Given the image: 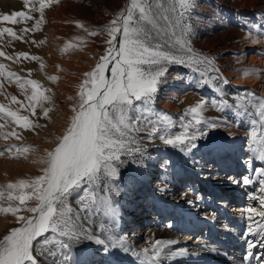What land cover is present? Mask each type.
Returning <instances> with one entry per match:
<instances>
[{
    "label": "snow or ice",
    "instance_id": "6c2138e0",
    "mask_svg": "<svg viewBox=\"0 0 264 264\" xmlns=\"http://www.w3.org/2000/svg\"><path fill=\"white\" fill-rule=\"evenodd\" d=\"M54 2L58 0H23L25 8L28 9L27 13L13 11L11 14L0 16V21L18 24L21 21L32 20L33 17L29 13L39 12L41 18L36 20L32 29L39 30L43 23L44 9ZM194 6L195 0H128L127 5L104 26L102 31L108 37L104 41L107 47L95 67L84 73L85 79L78 85V99L71 108L72 115L68 118L64 134L56 138L58 143L54 149L46 151L45 158L39 161L46 164L41 169L42 175L0 186V198H5L6 193L8 201L18 200L20 206H25V210L32 213L31 216L17 215L20 211L19 206H0V212H11L19 224L0 239V264H47L48 258L56 255L49 245L69 249L70 243L45 235L46 233L67 237L70 241L83 232V227L79 223L81 220L90 219L94 213L103 212L106 215L112 213V204L107 193L114 188L111 181L117 175V165L123 163L122 156H132L142 151L140 140L134 133L145 132L147 139L158 137L165 145L179 147L182 151L195 149L197 147L195 141L207 135L203 129L189 135L188 124L182 125L184 132L170 134L169 129L174 126L172 118L166 114L153 112L150 108L154 94L165 82L169 64L187 62L200 77H204L207 71L212 70L213 61L207 57L201 58V54L195 53L186 39L190 31L186 18H190ZM77 26L83 27L79 22ZM21 31L27 32L29 29ZM89 32L90 35H97L95 29ZM5 34L14 39L21 38L10 27L0 28V39ZM39 43L42 44L44 41ZM174 48L183 50L187 55V61L178 57L173 51ZM4 55L5 53L0 51V56ZM18 55L28 58L27 53ZM110 65L109 78L105 76V71ZM201 66H204V70H201ZM3 67L4 65L0 64V69ZM49 79L55 82L57 77ZM25 83L32 86L31 96L27 99L34 102L27 107L35 115V106L39 105L47 116L49 109L43 107V102L48 101L49 97L45 96L43 91L50 89L41 91V86L31 79ZM223 83L227 84L228 81L224 80ZM20 87L23 88L24 85L21 84ZM246 95L254 96L251 91ZM11 99L13 102L16 101L15 96ZM243 99L244 97H240L235 103L238 112L242 108L246 111ZM224 103L227 104V100ZM249 103L253 101L250 100ZM255 106L261 123L264 124V98L256 101ZM21 107L25 105L21 104ZM204 107L205 102L200 101L186 109V113L197 117L195 123L205 124L207 129L218 127L215 121L205 122L199 118ZM0 113L10 117L22 129L39 127L33 124L28 116L7 111L4 105H0ZM146 114L153 115L155 119L148 118ZM11 135H16L15 130ZM250 139L257 145L253 151L258 152V158L264 160V136L258 138L253 128ZM11 147L16 149L18 155H23L30 146ZM0 155H3L2 151ZM255 171L264 172V168ZM243 182L248 184L250 178L244 177ZM260 183L262 195L250 197L253 200L259 199L260 209L249 207L245 210L248 219L253 220L256 225L255 228L252 224L248 225V234L257 232L264 235V180ZM74 193L78 197L76 201L78 212L70 206V197ZM31 199H35L37 203L34 207H27L26 201ZM79 213L84 215L81 216ZM255 216L260 217L259 221L254 220ZM96 243L104 244V241L97 239ZM160 244L161 241L157 240L151 246L153 255L150 257L146 255L148 249H144L145 258L154 262L160 257L162 254ZM248 244L249 247L253 246L251 241ZM112 247L117 248L119 245L113 244ZM104 251L108 252L109 248L105 247Z\"/></svg>",
    "mask_w": 264,
    "mask_h": 264
},
{
    "label": "bare ground",
    "instance_id": "6f19581e",
    "mask_svg": "<svg viewBox=\"0 0 264 264\" xmlns=\"http://www.w3.org/2000/svg\"><path fill=\"white\" fill-rule=\"evenodd\" d=\"M8 1L0 0V6L4 9L12 6L15 10L18 8V1L10 0L9 4ZM237 3L239 2L237 1ZM237 3L236 5H238ZM243 3L241 4L243 5ZM49 6L44 9L43 23L39 30H34V35H31L33 41H30L29 46L25 45L33 50L34 57L39 58L34 60L33 64L34 81L43 84L44 89H50V91H46L47 95L45 94L47 97L50 96L49 100L43 104V107L48 108L49 111L45 116L41 107H35L38 109L39 115L45 119L43 121H46V123L44 122L46 127L42 125L37 129L33 128L34 131L31 129L32 133L29 136L33 135L34 138H37V140L33 139L34 154L30 161L26 159V165L22 168L21 173L16 175L17 178H20L21 174L31 178L33 174L34 177L42 175L41 169L46 164H41L39 161L45 158L46 151L54 149L58 143L56 138L64 134L68 118L72 115L71 108L77 101L78 85L85 79L84 73L90 72L95 65L94 58L92 60L91 57L97 48L94 45L84 44L85 40L83 43V33L78 30L79 27L75 24V21L81 20L76 16L75 8L71 7V4L61 2L55 5L54 13ZM0 10H2L1 7ZM34 18L35 21L40 19V13L35 12ZM27 28H30L29 25ZM40 41H44V43L41 44ZM245 44L242 47L244 53L252 51L253 54L255 53L254 56L247 59L249 60L247 69L253 73L251 74L252 79L250 78L249 82L241 83V81H230L229 74L223 78V81H228L227 84H224V91L233 93L238 99V95L242 91H251L255 97L264 94V59L261 57H264V53L260 49L261 45L259 47ZM242 50L240 49V51ZM110 68L111 65L105 71V76L109 78L111 76ZM7 69L3 67L0 70L6 74ZM50 77H57V79L53 82L49 79ZM69 97L73 99L70 100ZM181 98H183L184 104L190 99L186 94ZM244 103H246L245 108L254 114L257 109L255 102L244 101ZM170 106V103L164 104L165 108H170ZM247 140L248 137L246 138L245 135L231 140L215 139L211 148L200 153L198 161L201 162V165L199 168H194V171L181 167H178L176 171L172 170V167L170 166V168L163 158H158L156 166H150L153 168L151 178L139 183L144 186L143 189L133 193L131 205L124 207L125 212L129 208L132 209L127 211L131 216L128 217V221L126 215L122 213L121 207L118 206H112L113 212L110 214L94 213L90 219L81 220L93 236L90 242L95 243L97 253L89 251L87 259L83 260L80 257L76 260L77 263L120 264L118 259H115L118 257L120 260H126V264H264V243H262L264 235L257 232L248 234V225L252 224L253 228L256 225L253 220L248 219V213L245 211L249 207L260 209L259 199L253 200L250 197L262 195L260 182L264 178V172H257L255 169H261L264 165L262 167V162L255 151L241 145ZM6 158L8 157L6 156ZM8 163V160L2 162L3 165ZM2 164L0 165V177L4 171V175L6 172L10 174L11 171L9 172L7 167L13 166L4 167ZM16 170L19 169L16 168ZM244 177L250 178L248 184H244ZM139 178L142 179V175L136 180ZM77 198L75 193L70 197V206L78 212ZM32 202L34 204L27 205V207H34L37 203L35 199ZM205 211L209 212L205 213ZM232 211H235V214H231ZM19 212L17 215H32L25 208ZM79 214L84 215L83 213ZM11 216V221L3 217L0 219V239L9 234L13 227L19 226L16 216L13 214ZM136 218L143 222L137 228L133 226ZM259 219V216L254 217L255 221H259ZM207 222H209L208 227L202 234L200 229ZM235 224L238 226L234 230ZM230 231H233L231 236L229 235ZM183 232L186 233L183 234ZM154 233L159 235L156 240L152 239ZM45 235H51L55 239L61 240L55 233H46ZM225 236L231 237V239L225 238V241L229 243L224 242V247L215 245L213 247V242L216 243L217 240L218 244L220 237ZM97 239L104 241V244L96 243ZM157 240L161 241L159 247L162 254L153 262L145 258L144 249H148L146 254L148 257L152 256L151 246ZM249 241H251L252 247H249ZM113 244L119 245V247L113 248ZM48 247L53 248L56 255L49 257L47 264H53V261L55 264H76L71 260L73 257L69 249H59L55 245ZM105 247L109 248L108 252L104 251ZM65 253H67V259H65Z\"/></svg>",
    "mask_w": 264,
    "mask_h": 264
},
{
    "label": "rangeland",
    "instance_id": "374dc122",
    "mask_svg": "<svg viewBox=\"0 0 264 264\" xmlns=\"http://www.w3.org/2000/svg\"><path fill=\"white\" fill-rule=\"evenodd\" d=\"M9 1L8 4L10 3ZM13 1H18V8L15 10V8L13 9L12 6L6 8V10L0 6L2 9L0 11H3L0 12V16L11 14L13 11L28 12V9L22 5L24 4L23 0L22 2L21 0ZM232 1L233 0H195V6L190 14V18H186L187 24L190 25V31L186 39L189 45L194 49L195 53L201 54V58L207 57L213 61L212 70L207 71L204 77H200L199 73L194 72L192 67H190L187 62L184 64H169L167 66L168 72L166 73L165 82L159 86L158 91L154 94L153 100L150 104V108L153 112L166 114L172 118L174 126L169 129L170 134H179L184 132L185 129L182 125L188 124L190 125L187 129L189 135L196 133L200 129L206 131L207 135L200 137L195 141L197 144L195 149L191 151H182L179 147L173 148L170 145H165L159 140L158 137H154L151 140L147 139V133L145 132L134 133L137 139L140 140V147L142 151L140 153H134L132 156L125 155L121 157L123 163L117 165V175L115 179L111 181L114 188L112 191L107 193V197L111 201L112 206L121 207V211L126 215L127 221L128 217L130 216L129 212L127 211L132 209L129 208L125 212L124 207L131 205L130 201L132 200V197H134L133 193L141 190V188L144 187L140 184L149 177L151 178V172L153 168L150 166H156L158 158H163L168 166L172 167H170L172 170L176 171L178 167H181L182 169H193L194 171V168H199L201 165V162L198 161L200 153H202L203 150H207V148H211L213 146L212 144L215 142V139L231 140L245 135L246 138L248 137V140L246 143L244 142L241 145H244L245 148L253 150V148L257 147L256 144L250 142V133L253 131V128H255L258 138L264 136V124L261 123V118L257 109L255 110L254 114L249 112L247 109L245 111L244 108L240 109L238 112L235 108V103L238 100V97L233 95V93H229L227 91L225 92L223 89V78H225V75L229 74L228 77L230 81H241V83L249 82L248 80L252 77L251 74L253 73H251V70L247 69L249 64V60L247 59L250 56H254L255 53L253 54V51L249 53L245 52V55L244 51L242 50L244 43L257 46L261 45V47H259L264 53V0H253V2H251L252 0ZM237 1L240 4L237 3ZM243 1L245 2L243 3ZM61 2L71 4V7L75 8L74 10L76 16L81 19L79 21H75V24H77V22H81L80 24L83 25V28H78V30L82 31L83 33V43L85 40L84 44L94 45L97 48V51L95 54H93V57H91L92 60L94 58V63L96 65L100 56L104 54V51L107 47L104 41L108 39V37L106 33L102 31V29L111 19H113L117 12L127 5L128 0H58V2L51 3L49 7H51V10L54 12L56 9L55 5ZM236 3L238 5H236ZM241 3H243L244 6ZM29 7H31V4ZM29 14L33 16V19L31 21H21V23H18V25L8 21H0V28L10 27L16 31L18 36L21 37L20 39H14L8 36V34H5L4 37L0 39V51L5 53L4 56H0V64L4 65L5 68H8L6 74L0 70V105H4L7 111H15L19 115L28 116L33 124H37L39 127L42 125L46 127V121H43L45 119L39 115L37 112L38 109H36L40 106H35V115H33L32 110L27 107L29 104L34 103L27 99L28 96H31L32 86L25 83V81L29 79L34 80V60L31 59V57H34V53L31 48L29 49L25 45L29 46L30 41H33V36L31 35H34V30H32V27L36 22L34 20V13ZM28 25L30 28H27ZM25 28L29 29L27 33L21 31ZM93 29L97 30V35H90L89 30ZM177 34H180L178 29ZM256 41H259L260 43ZM240 49L242 51H240ZM173 51L176 52L178 57L187 61V55L183 50L174 48ZM19 53H27L28 58L19 56ZM238 56L240 60L238 59ZM261 57L264 59L263 56ZM201 70H204V66H201ZM8 73H14L15 75L9 76ZM36 82L41 86L40 90L43 91L44 85L38 81ZM9 83L11 84L9 85ZM21 84L24 85L23 88L20 87ZM244 93H247V91H242L241 94L238 95L239 98L244 97L242 101L244 105L246 104L244 101L252 100L253 102H256L260 98H264V94L260 97H248ZM43 94L47 95L46 91H43ZM185 94L189 96L190 99L184 104L183 98L181 97ZM13 96L16 97L15 102H13L11 99ZM77 99L78 97L76 100ZM225 100H227V104L224 103ZM200 101L205 102V107L200 113L199 118H202L205 122L215 121L218 124V127L214 129H207L205 124L195 123V119L197 117H194V115L191 113H186V109L195 106ZM44 103L45 102H43V104ZM165 103H170V108H165ZM20 104L25 105V107H21ZM230 105L231 107H229ZM146 115H148V118L150 119H155V117L151 114ZM39 127L34 128L37 129ZM31 129L34 131L33 128H20L12 121L10 117H6L3 113H0V151L3 152V155H0V165L3 161L7 162V160L10 165L9 163L4 165L2 164L4 167L13 165L12 167H7L9 172L11 171L10 174L6 172V175H4L5 171L3 172L2 177L3 175L4 177H0V186H6L7 181L8 183H14L19 179L31 178L22 174L20 175V178L16 177V175L21 173L22 168H24V165H26V161H30V158L34 154L33 139L37 140V138H34L33 135V137L29 136V134L32 133ZM14 130L16 135H11ZM45 130L48 129L45 128ZM13 145H31V147H29V150L23 155H18L16 149L11 147ZM256 155L259 157L258 152H256ZM6 156L8 158H6ZM27 156L28 158H26ZM259 160L262 162L263 167L264 160ZM18 164H20V166H18ZM16 168L19 170H16ZM139 174L140 176L142 175V179L139 178L136 180L138 177H140ZM32 178H34V174L32 175ZM3 180L5 181L3 182ZM25 191L27 192L28 190L26 189ZM33 200L34 199L26 201V206L34 204V202H32ZM10 205L19 206L20 210L25 208V206L19 205L18 200L8 201L6 199L5 193V198H0V206L8 207ZM207 212L209 211H205V213ZM200 213L205 214L203 212ZM231 214H235V211H232ZM11 215V212H0V219L3 217L8 221H11ZM79 223L83 227L82 233H79L70 241L67 237H60L62 240L70 243L69 251L73 257L71 260L76 264H78L76 260L80 257L83 260H86L89 251H94L93 253H97L95 250V243L90 242L93 239L92 234L87 230L83 222L80 221ZM208 223L209 222H207V224H203L201 227L200 232H202V234L206 231ZM142 224L143 222L137 218L133 222V226L135 228H137L139 225L141 226ZM237 226L238 225L236 224L233 226L234 230ZM212 228L213 226L211 229ZM223 232L226 231L223 230ZM232 232H229L230 236L232 235ZM185 233L186 232H183V234ZM55 235L58 236L57 234ZM158 237L159 235L154 233L152 239L156 240ZM225 238L231 239V237L228 236L220 237L218 244L217 240L216 243H212L213 247L214 245L218 247H224L226 242L229 243L228 241H225ZM202 252L205 253L206 251ZM115 259H118L120 264L127 263L124 259L120 260L118 257Z\"/></svg>",
    "mask_w": 264,
    "mask_h": 264
}]
</instances>
